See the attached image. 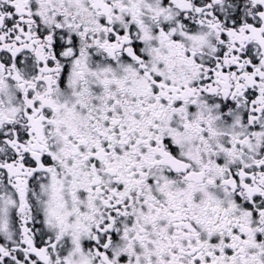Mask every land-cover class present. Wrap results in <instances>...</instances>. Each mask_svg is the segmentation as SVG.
<instances>
[{"label":"snow or ice","instance_id":"1","mask_svg":"<svg viewBox=\"0 0 264 264\" xmlns=\"http://www.w3.org/2000/svg\"><path fill=\"white\" fill-rule=\"evenodd\" d=\"M0 264H264V0H0Z\"/></svg>","mask_w":264,"mask_h":264}]
</instances>
